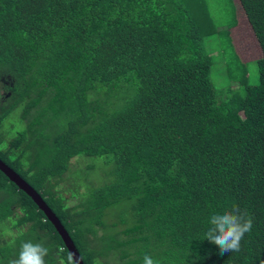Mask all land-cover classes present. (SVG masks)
<instances>
[{
    "label": "trees",
    "instance_id": "obj_1",
    "mask_svg": "<svg viewBox=\"0 0 264 264\" xmlns=\"http://www.w3.org/2000/svg\"><path fill=\"white\" fill-rule=\"evenodd\" d=\"M238 3L261 49L257 82L235 57L217 89L206 41L220 31L206 0H0V93L10 94H0V125L16 108L28 120L0 160L52 210L83 264H143L145 254L264 264V0ZM77 156L110 159L108 179L60 192ZM1 193L0 264L28 240L49 248L45 264H74L0 172ZM233 205L252 227L221 255L204 232L212 211ZM9 225L15 243L2 239Z\"/></svg>",
    "mask_w": 264,
    "mask_h": 264
},
{
    "label": "rangeland",
    "instance_id": "obj_2",
    "mask_svg": "<svg viewBox=\"0 0 264 264\" xmlns=\"http://www.w3.org/2000/svg\"><path fill=\"white\" fill-rule=\"evenodd\" d=\"M206 4L216 24L217 31H220L206 41V51L211 52L213 57L214 65L211 78L216 88L222 89L228 84V81L225 80L224 69L227 66L226 64L230 62L231 67H234V63H237L235 57L238 58L239 62L245 64L250 83H256V60L261 57V49L246 17H244L245 15L238 0H233V2H229V0H206ZM0 94L9 99V93L4 91ZM27 121V118L23 119L20 108L14 109L2 121L0 125V147L2 149H5L8 142L25 129ZM59 122L61 123L62 120H59ZM112 166L110 159L77 156L71 160L68 172L58 182L56 188L63 192L69 188L74 190L84 184L91 187L99 183L103 184L107 181L108 173ZM79 192H83V189ZM6 197L5 194L1 193L0 201ZM66 199L70 207L78 203L77 199L71 198L70 195ZM15 222L14 216L11 219V224L13 225ZM13 233L17 234V231L15 229L12 230L11 225L4 227L1 232L2 239H7V241H10L9 243H15Z\"/></svg>",
    "mask_w": 264,
    "mask_h": 264
},
{
    "label": "clouds",
    "instance_id": "obj_3",
    "mask_svg": "<svg viewBox=\"0 0 264 264\" xmlns=\"http://www.w3.org/2000/svg\"><path fill=\"white\" fill-rule=\"evenodd\" d=\"M251 227L250 214L242 211L239 206L233 205L230 209L211 212L203 239L215 244L219 254L223 255L227 252L239 251L240 242L245 234L250 232ZM48 253L49 248L43 243L24 241L20 245L17 256L9 260L8 264H45ZM142 259L143 264H159V260L149 254H145ZM57 264H65L64 258L58 255Z\"/></svg>",
    "mask_w": 264,
    "mask_h": 264
},
{
    "label": "water",
    "instance_id": "obj_4",
    "mask_svg": "<svg viewBox=\"0 0 264 264\" xmlns=\"http://www.w3.org/2000/svg\"><path fill=\"white\" fill-rule=\"evenodd\" d=\"M0 172L13 183L19 191L26 194L32 202L43 212L47 220L52 224L58 235L61 237L65 248L68 250L74 264H83L78 251L70 239L68 233L52 212V210L44 203L40 195L25 181L23 180L14 170L9 168L3 161L0 160Z\"/></svg>",
    "mask_w": 264,
    "mask_h": 264
}]
</instances>
